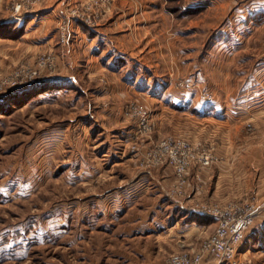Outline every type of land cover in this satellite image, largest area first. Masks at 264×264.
Returning <instances> with one entry per match:
<instances>
[{"label":"rangeland","instance_id":"rangeland-1","mask_svg":"<svg viewBox=\"0 0 264 264\" xmlns=\"http://www.w3.org/2000/svg\"><path fill=\"white\" fill-rule=\"evenodd\" d=\"M62 1L0 0V40H6L0 41V182L9 174L11 177L8 189L0 184V264H137L142 247L157 245L136 239L127 219L115 224L95 220L93 230H89L92 227L88 219L77 212L84 204L87 188L76 185L72 179L60 178L67 167L62 157L57 172L41 179L40 187L35 184L36 171L27 166L36 160L30 152L36 130L71 114L84 113L85 97L76 89H87V93L94 95L100 86L110 85L111 78L117 76L78 77L80 83L75 89L54 104L45 105L38 104L36 97L41 88L50 86L39 82L61 73L67 75L69 70L82 72L88 57L84 56L86 46L82 38L91 39L101 32L123 50V64L127 59L141 61L137 65L142 67L140 71L136 68L135 77L142 78L149 68L161 75V80L157 77L155 80L160 81L165 91H183L199 101L214 100L213 92L218 90L233 96L248 78L245 74L264 60V11L257 12L264 9V0H65L64 15L29 26L32 16L46 14L42 11L45 6L59 5ZM20 18L24 19L21 24L17 21ZM232 22L233 34L247 33L250 37L239 54L228 58L225 52L218 53L213 48V37L217 27ZM140 98L135 97L125 107L126 117L139 132L126 146V155L136 160L139 169L169 167L175 176L169 163L156 165L147 156L170 138L210 151L174 134L154 139L150 107L144 97ZM136 106L148 111V134L141 133L140 120L133 113ZM250 118L242 124V134L249 137L264 134V117ZM257 139L264 143V136ZM98 155H93L96 161ZM213 158L209 167L198 162L190 167L183 199L191 191L192 179L197 190L205 186L203 177L217 162L214 155ZM175 188L176 176L169 188L172 198ZM251 196L259 198L257 194L245 195L229 204L198 201L195 207L202 204L224 207L247 201ZM214 232L202 235L193 246L171 252L166 264L173 254L197 251ZM241 254L239 258L245 259ZM248 259L256 264L252 255Z\"/></svg>","mask_w":264,"mask_h":264},{"label":"crops","instance_id":"crops-1","mask_svg":"<svg viewBox=\"0 0 264 264\" xmlns=\"http://www.w3.org/2000/svg\"><path fill=\"white\" fill-rule=\"evenodd\" d=\"M65 9V0L59 5L45 6L42 11L46 14L32 16L28 20L29 26L47 20L51 22L52 18L64 15ZM23 20L17 19L20 24ZM233 24L217 27L213 37V48L218 53L225 52L228 58L239 54L250 37L247 33L233 34ZM82 40L86 46L84 56H88L83 71L69 70L67 75L61 73L39 82L49 83L50 87L40 89L36 97L38 104H54L57 99L64 98L65 93L79 85L78 77L83 75L117 77L111 78L110 85L100 86L94 95L87 93V89L77 88L78 94L85 97L84 113L71 114V117L36 130L30 151L36 160L27 163L29 170L36 171L35 184L40 187L41 179L52 177L62 157L67 167L63 168L60 178L72 179L76 185L87 188L82 199L84 204L77 212L83 219H88L92 227L89 230H93L95 220L115 224L127 219L136 239L157 245L142 247L137 264H166V257L171 252L193 246L202 235L209 236L214 232V219L201 215L195 207L196 202L229 204L245 195L257 194L262 202L261 215L256 227L245 238L241 255H252L256 264H264V143L257 139L264 134L245 136L241 128L252 116L264 117V60L258 61L245 74L248 78L237 94L234 92L231 96L228 91L212 90L216 95L214 100L199 101L183 91L163 90L160 81L155 80V77L161 80V75L149 68L142 78L135 77L136 68L142 67V64L139 68L137 65L141 61L126 58L127 63L123 64V50L101 32ZM115 42L119 44L117 40ZM72 57L74 55L70 59ZM135 97H144L150 107L155 124L154 139L167 134L190 139L194 144L210 149L217 159L203 177L205 186L197 190V183L192 179L191 191L182 201L169 195L175 177L169 167L142 170L135 159L126 155V146L139 133L125 115L126 105ZM93 155H98L99 161ZM9 179L10 174L0 182L2 187H10ZM195 215L203 216L206 221H196L193 219ZM203 264L222 263L207 260Z\"/></svg>","mask_w":264,"mask_h":264},{"label":"built area","instance_id":"built-area-1","mask_svg":"<svg viewBox=\"0 0 264 264\" xmlns=\"http://www.w3.org/2000/svg\"><path fill=\"white\" fill-rule=\"evenodd\" d=\"M133 110L134 115L140 120L139 126L143 131L141 133H150L147 109L136 106ZM147 156H151L156 165L166 163L174 169L177 188L173 190V198L177 201L183 200L190 167L196 162L203 167H209L214 160L209 150L196 149L185 140L171 138L163 141L158 150ZM261 205V200L256 196H251L242 203L224 207L212 204L197 205L196 209L201 215L214 219L215 232L197 251L173 254L168 260L169 264H203L208 258L222 264H251L248 257L241 259L239 255L245 238L256 227L260 218Z\"/></svg>","mask_w":264,"mask_h":264},{"label":"trees","instance_id":"trees-1","mask_svg":"<svg viewBox=\"0 0 264 264\" xmlns=\"http://www.w3.org/2000/svg\"><path fill=\"white\" fill-rule=\"evenodd\" d=\"M193 219H195L198 222H205L206 221L203 216H199V215L193 216Z\"/></svg>","mask_w":264,"mask_h":264},{"label":"bare ground","instance_id":"bare-ground-1","mask_svg":"<svg viewBox=\"0 0 264 264\" xmlns=\"http://www.w3.org/2000/svg\"><path fill=\"white\" fill-rule=\"evenodd\" d=\"M206 217V216H205Z\"/></svg>","mask_w":264,"mask_h":264}]
</instances>
